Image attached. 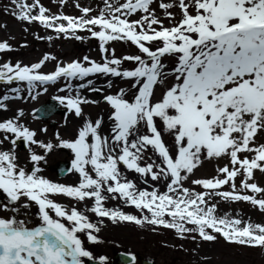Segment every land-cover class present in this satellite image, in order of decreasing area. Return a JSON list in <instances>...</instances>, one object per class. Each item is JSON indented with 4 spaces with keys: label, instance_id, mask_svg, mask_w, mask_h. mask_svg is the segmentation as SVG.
<instances>
[{
    "label": "snow or ice",
    "instance_id": "6c2138e0",
    "mask_svg": "<svg viewBox=\"0 0 264 264\" xmlns=\"http://www.w3.org/2000/svg\"><path fill=\"white\" fill-rule=\"evenodd\" d=\"M54 3L60 11L10 0L4 12L25 33L34 24L54 33L37 40L95 39L99 59L0 62V113L12 112L0 117V264H110L91 250L107 223L170 231L195 243L193 254L218 238L264 253V220L220 207L244 202L264 216V0H101L95 9L74 0L79 15ZM117 44L131 51L117 55ZM12 51L0 41V53ZM49 88L64 126L69 115L78 122L69 138H46L47 126L31 128L10 106ZM101 103L107 121L84 111ZM55 149L70 152L74 183L43 174ZM204 161L217 163L214 174L197 177Z\"/></svg>",
    "mask_w": 264,
    "mask_h": 264
},
{
    "label": "rangeland",
    "instance_id": "374dc122",
    "mask_svg": "<svg viewBox=\"0 0 264 264\" xmlns=\"http://www.w3.org/2000/svg\"><path fill=\"white\" fill-rule=\"evenodd\" d=\"M28 2L30 3L31 0H28ZM41 2L53 12L61 10L54 3V0H41ZM79 3L91 6L93 9L102 6L101 0H79ZM73 4L74 0H67L62 11L70 15H79L78 10ZM5 7H8L9 11H11L13 6L10 4V0H0V25H6V27H0V41L8 40L13 47V51L10 53H0V62L8 60L15 62L18 60L22 63H31L38 60L45 52H51L62 62H70L72 59L82 58L85 55H88L92 59H99L98 42L95 39H85L82 41L54 39L52 42L46 39L37 40L34 38L37 33L41 36L54 35V33L45 32L43 28H39L35 24L29 26V32L25 33L22 30L25 25L4 12ZM81 35L87 36V33H81ZM25 41L27 42V47H21ZM115 47L117 55L131 51V49L120 44L115 45ZM52 69L53 64L48 62L44 71ZM113 90H115V86ZM3 91L0 90V93ZM56 94L55 88H49L48 93L40 95L35 101H19L10 106L12 108L21 107L24 109V122L31 128L39 129L40 127L47 126L48 137L46 138L54 139L53 134L57 130H59L62 137L69 138L74 134L78 123L71 115L67 117L68 124L66 127L64 126V115H53L46 122L34 117L33 110ZM83 94L89 96L91 99H100L99 94L87 92ZM57 108L64 113L66 112V109L60 106ZM84 111L93 118H96L99 114H104L107 119L108 110L103 103L98 106H85ZM10 115H12V112L0 113V117ZM19 153L23 159L26 153H21L20 151ZM71 158L68 150H53L46 158L47 163L42 164L44 168L43 174L59 182L74 183L76 181L75 176H73V180L71 179L67 182L64 178L58 179L56 174L51 173L48 169V166L55 165L58 162H68ZM216 167L217 163L215 161H204L203 166L196 171V176L213 175ZM257 181L264 183V177H261L259 173H257ZM220 207L223 211H228L232 214L238 212L239 215L251 218L253 221L264 220V216H261L257 210L252 209L249 204L244 202L233 203L231 206L221 204ZM125 211H131V209H125ZM100 236L103 243L91 246V250L96 254H106L109 257L110 264H115L114 254H127L129 252L136 255L138 264H144L148 260L153 261V264H264V253H261L257 249H237L235 246L224 242L222 238H218V241L215 243H201L197 253L193 254L192 250L196 247V244L190 240L181 241L176 239L170 231L161 230L159 233H153L147 228L141 229L130 223L116 225L107 223ZM179 244H183L184 248L188 251L179 250L176 247ZM205 256L210 257V259H201V257Z\"/></svg>",
    "mask_w": 264,
    "mask_h": 264
},
{
    "label": "water",
    "instance_id": "95a60500",
    "mask_svg": "<svg viewBox=\"0 0 264 264\" xmlns=\"http://www.w3.org/2000/svg\"><path fill=\"white\" fill-rule=\"evenodd\" d=\"M51 107H52V104H51V103H48V104L44 105L43 107H41L40 110L37 111V112H38V113H39V112H40V113H41V112H46V111L50 110ZM114 259H115V263H116V264H121V263L124 264V261H125L126 257H125V255L117 254V255L115 256Z\"/></svg>",
    "mask_w": 264,
    "mask_h": 264
},
{
    "label": "bare ground",
    "instance_id": "6f19581e",
    "mask_svg": "<svg viewBox=\"0 0 264 264\" xmlns=\"http://www.w3.org/2000/svg\"><path fill=\"white\" fill-rule=\"evenodd\" d=\"M100 84V85H99ZM95 86L96 87H101V86H106V81L104 80V79H97L96 81H95ZM105 121H107V119L105 118ZM59 163V162H58ZM73 175L72 174H70V175H68V176H66L65 178H64V180H66L67 182H69V180H73Z\"/></svg>",
    "mask_w": 264,
    "mask_h": 264
},
{
    "label": "flooded vegetation",
    "instance_id": "af4514ba",
    "mask_svg": "<svg viewBox=\"0 0 264 264\" xmlns=\"http://www.w3.org/2000/svg\"><path fill=\"white\" fill-rule=\"evenodd\" d=\"M100 85V84H99ZM106 87V86H105Z\"/></svg>",
    "mask_w": 264,
    "mask_h": 264
}]
</instances>
